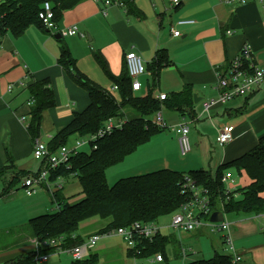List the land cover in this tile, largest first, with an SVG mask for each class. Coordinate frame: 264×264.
I'll list each match as a JSON object with an SVG mask.
<instances>
[{"label":"crops","instance_id":"0c3cea01","mask_svg":"<svg viewBox=\"0 0 264 264\" xmlns=\"http://www.w3.org/2000/svg\"><path fill=\"white\" fill-rule=\"evenodd\" d=\"M225 1L180 0V4L175 7L170 0H131V5L126 8L105 7L95 0H84L64 11L54 30L30 26L18 37L6 34L0 41V169L8 162H11L12 173H35L41 167L42 161L33 158L34 142L26 131L31 106L28 86L31 82L49 79L55 96V107L44 111L41 118L38 139L46 144L71 122L75 113L88 106L89 97L85 89L76 82L72 73L57 62L62 45L68 47L81 75L101 88L109 89L111 93H117L112 91L115 85L102 72L93 52L101 54L115 78L122 75L127 53L133 52L141 57L145 74L138 78L141 85L140 91L135 92L138 96L148 93L152 80L147 66L152 63L157 50L165 49L169 62L160 72L153 96L165 94L170 98L185 89L191 91V110L194 115H182L161 108L167 128L139 146L122 162L108 168L107 183L110 179L115 183L121 179L118 178L120 175H126L121 177L127 178L160 169L183 173L204 169L213 173L220 165L250 150L264 135V83L246 97L214 106L208 113L203 110V103L217 96V74L227 72L229 64L239 55L243 45L249 46L253 64L264 72L263 6L258 0H251L245 5L227 4ZM73 26L84 36L60 35V32H66ZM175 31L179 36L173 35ZM57 34L60 38H55ZM160 78H166L167 81L163 90L159 88ZM9 86H12L11 90H8ZM193 95L199 99L197 104L194 103ZM183 123L188 124L190 129L192 149L188 155L195 149L190 158L180 154L178 135L172 130ZM223 126L234 128V139L222 147L216 137L217 130ZM141 156H144L143 161H140ZM133 159L131 168L119 169L113 174L114 169L122 168L127 160ZM211 167L215 170L212 171ZM243 175L248 185L250 181ZM12 176L0 179V195ZM60 180L65 181L61 195L63 192L62 197L67 202L74 204L83 198L77 178ZM60 180L53 185L62 188ZM49 186V183H43L36 190L48 191ZM15 187L10 188L0 200L15 196ZM72 191L77 193L74 195ZM233 215V221L238 224L233 227L229 223V236L234 252L240 258L236 264H245L250 259L252 264H264V220L261 222L263 228L258 232L254 227L256 222L249 220L251 217L259 221L264 219V214ZM207 230L200 228L192 233L199 238ZM234 232L235 241L232 239ZM181 234L191 235L185 232ZM27 239L33 240L31 234L0 249V264L32 251L24 250L28 246ZM220 239L223 240L222 237ZM222 244L225 245L224 241ZM123 252L124 255L110 256L122 264L124 260L132 264L126 247ZM59 254L47 255L46 262L38 261L37 264H51L52 258H60Z\"/></svg>","mask_w":264,"mask_h":264},{"label":"trees","instance_id":"16d2710c","mask_svg":"<svg viewBox=\"0 0 264 264\" xmlns=\"http://www.w3.org/2000/svg\"><path fill=\"white\" fill-rule=\"evenodd\" d=\"M83 1L0 0V41L6 34L18 37L30 26L47 30L38 17L44 3L51 4L53 22L56 24L64 11L76 7ZM105 1L122 3L126 8L131 5V0H98V3L104 4ZM93 56L102 72L117 86L118 99L108 90L81 75L76 69L75 60L68 47L62 45L57 62L63 69L72 73L76 82L85 89L89 104L83 111L75 113L71 122L48 141V150L53 154L60 147L67 146L71 136L89 138L102 129L109 119L116 122L124 121V124L121 128H115L99 137L94 142L96 148L92 146L90 153L78 152L72 155L68 162L69 168L61 165L55 170L50 169L47 180L49 184L74 176L79 182L83 198L70 204L60 195L61 189L52 193L53 202L57 204L58 210L51 214L36 216L29 221L31 237L38 241L37 251H29L4 264H37L40 256L81 246L89 236L127 228L133 223H157L160 218L173 215L182 205L192 200L191 191L186 193L189 180L190 184L200 190V194L206 195L212 212H222L224 216L264 214V135L250 150L220 165L214 173L204 169L186 173L160 169L121 178L108 185L106 181L108 168L122 162L139 146L164 131L156 125L155 120L149 119L151 115L156 114L161 108L177 111L182 115L188 113L193 116L194 112L191 110L192 95L189 89L170 98L165 96V100L153 96L160 72L169 62L165 49L157 50L152 63L147 66L152 83L145 96H137L132 90L125 60L122 75L115 78L101 54L93 52ZM28 91L31 106L26 131L34 142L40 136L43 112L55 107V96L49 79L31 82ZM134 113L137 116H133ZM128 114L132 117L127 118ZM10 164L11 162H8L0 169V179L4 177V171L10 169ZM46 168L48 166L42 161L40 169L35 173L13 172L0 197L6 195L10 188L21 183L26 177L38 175ZM228 172L245 174L250 183L241 189L227 191L222 178ZM218 206L220 208L217 209ZM200 216L208 220V216L202 214ZM91 219H98L99 223L100 221L103 223L102 226L90 235L80 234L81 224ZM51 240L56 241L58 246L43 244ZM172 240V237L162 233L152 241L145 240L141 245L145 251L140 255V259H147L159 253L163 258V264H169L166 249ZM127 255L130 257L132 253L128 251ZM69 264H98V257L96 254H90L87 259L71 261ZM187 264L233 263L230 254L216 253L209 259H197Z\"/></svg>","mask_w":264,"mask_h":264},{"label":"built area","instance_id":"2783aa9c","mask_svg":"<svg viewBox=\"0 0 264 264\" xmlns=\"http://www.w3.org/2000/svg\"><path fill=\"white\" fill-rule=\"evenodd\" d=\"M98 2V0H95ZM251 0H226L227 4H248ZM264 9V0H258ZM171 4L177 7L180 4V0H170ZM105 7L108 6H119L123 7L122 3H110L105 1L103 4ZM39 19L42 21L44 27L51 31L56 28V24L53 22V11L50 3H44L42 10L38 14ZM230 32H228L229 34ZM60 35L68 36H81L77 31L75 26L69 28L66 32H60ZM174 36H179L178 32H173ZM125 64L128 72V76L131 79V86L134 92L140 91L141 85L138 82V78L145 74L144 62L133 52L127 53L125 55ZM264 83V72L253 64L250 48L247 44L243 45L239 55L229 64L228 70L225 74L218 73L216 81L217 96L214 99L208 100L203 103V110L209 112L210 109L217 105H224L229 101L239 98L246 97L250 95L253 91L259 88ZM12 86L8 87L11 90ZM117 86H114L112 91H116ZM165 94H160L159 99L165 100ZM21 122L24 123V119L21 118ZM156 125L162 129H166L167 126L163 122L162 113L158 111L155 118ZM124 121H114L109 119L105 126L100 129L96 134L91 135L87 143L93 146L95 149L96 140L103 136L104 134L110 133L115 128H121ZM178 135L180 154L186 156L191 152V143L189 140V126L186 123L179 124L172 128ZM234 128L232 126H223L217 130L216 141L220 146H225L233 141ZM84 145L83 143H76L75 146L70 149L67 146L60 147L55 153H50L47 144L39 139H35L33 143V158L36 161H45L48 168L42 170L38 175L26 177L23 180L22 187L25 193L30 196L35 193L36 189L40 187L41 184H47L49 177V171L55 170L61 165H66L69 168L68 162L69 158L78 153V149ZM222 182L226 185L228 183H233L231 173H226ZM191 191L192 200L189 203L182 205L178 212L174 213L168 228H172L175 232H185L191 233L200 228H206L211 234L214 233H226L223 236L224 243L228 246L230 255L232 257V263L236 264L239 262L240 258L236 256L234 252L233 244L229 236L230 224L224 221L220 223H211L209 221L212 212L209 209V202L206 195L200 194L198 188L190 184L188 181V187L186 193ZM227 191H230L227 187ZM228 193V192H227ZM208 216V220L203 219L200 215ZM224 216V214H223ZM161 233V228L157 223L142 224L133 223L127 228H118L107 233L93 235L87 238L84 244L73 248L71 250L62 251L63 253L70 254L72 261H81L87 259L91 254L90 251L94 249L97 243L106 237L116 236L122 239L125 243L127 251H130L132 255L130 256L132 264H163V258L161 254L156 253L152 257L147 259H140V255L145 251L144 246H141L145 240L152 241L158 234ZM45 245L58 246L56 241L51 240L49 242H44ZM185 255V251H182ZM47 256H43L39 261L46 262Z\"/></svg>","mask_w":264,"mask_h":264},{"label":"rangeland","instance_id":"374dc122","mask_svg":"<svg viewBox=\"0 0 264 264\" xmlns=\"http://www.w3.org/2000/svg\"><path fill=\"white\" fill-rule=\"evenodd\" d=\"M110 7V6H109ZM87 39L85 38V41ZM168 76V75H164ZM166 80V78H165ZM160 78V89L163 90V86L167 84V81ZM108 83V82H107ZM109 85V83H108ZM157 90V89H156ZM109 91V89H108ZM110 92V91H109ZM117 99L116 93H112ZM138 96V95H137ZM139 96H145V95H139ZM132 117V115H127L126 117ZM133 116H137L135 113ZM156 118V114L151 115L149 117L150 120L154 121ZM168 121V119H167ZM171 124V122H169ZM88 137H78V136H72L67 144V148H71L75 145V142L83 143L84 145L81 146L78 149V152L83 153H90L92 150V146L87 143ZM216 146V145H214ZM217 147V146H216ZM195 153V149H193V152L188 155V158L193 157ZM138 157V156H137ZM182 157V156H181ZM187 157V156H186ZM136 158V157H135ZM184 158V157H183ZM144 160V156L140 157V161ZM131 161L133 160H127L122 168H116L113 170V174H116L115 172L119 171V169H128L131 168ZM212 171L215 170L213 167H211ZM214 173V171H213ZM12 172L10 169H6L4 171V176H10ZM146 174V173H143ZM126 177V175H120L118 178ZM233 183H228L227 187L230 190H238L247 184L246 177L242 175H237L234 172H231ZM68 178H76L74 176L68 177ZM66 178V179H68ZM111 180V179H110ZM108 181V184H114L111 181ZM117 180V179H116ZM64 181V179H63ZM111 182V183H110ZM19 183L14 188L15 196H12L11 198L2 199L0 200V249H3L4 246H9L12 244V242L17 241V239H24L27 238L30 234V228H29V220L32 217H36L38 215L42 214H51L58 210V206L55 202H53L52 193L55 192V190L61 189L63 190L62 184H65V181L62 182L60 180V185L62 188H59V186H55L53 184H50V188L48 191L43 190H36L35 193L28 196L24 188H22V184ZM247 186V185H246ZM75 193L72 194H76ZM61 195V194H60ZM63 195V192H62ZM72 195V196H74ZM77 196V195H76ZM2 198V197H1ZM220 208L219 206L217 209ZM172 214L168 216H164L160 218L157 222L159 227L161 228V233L167 236L172 237V243L167 247L166 249V255L168 259L169 264H187L190 261H194L197 259H209L213 257L216 253L218 254H230L228 246L225 244H222V241L220 238L227 235L226 233H214L211 234L207 229V233L203 231V236L195 237V233L191 232V235H184L176 233L172 228H168V225L170 223V220L172 218ZM238 216H246L243 214H239ZM225 222L232 224L231 226L236 227L238 224L237 221H233L234 215L228 214L225 215ZM253 218L249 217V220L255 223L257 232L260 231L262 226V221L264 219H260L259 221L252 220ZM102 222L98 219H91L83 222L80 226L79 233L84 235H90L92 234L98 227L102 226ZM9 231V234H7ZM233 231V230H232ZM235 232L234 236L232 235L233 241H235ZM213 241V245H211V242ZM28 246L25 251L32 250L37 251V244L38 241L33 239L29 240L27 239ZM125 243L122 239H119L118 237H106L102 238L97 245L94 247L93 250L90 251L91 254L98 255V264H122L121 261L119 262L116 260V258L111 257L110 255H124V246ZM23 250V251H24ZM62 250V249H61ZM64 251V250H63ZM182 251H185V255H183ZM56 253H60L59 259L58 258H52L51 264H69L71 262L70 254L63 253L62 251L58 250ZM51 255V254H48ZM103 255H108L106 258L102 259L101 257ZM45 256V255H44ZM47 256V255H46ZM43 257L40 256L39 259ZM3 259V258H1ZM123 264H130L127 260L123 261ZM245 264H252V259L248 260Z\"/></svg>","mask_w":264,"mask_h":264},{"label":"water","instance_id":"95a60500","mask_svg":"<svg viewBox=\"0 0 264 264\" xmlns=\"http://www.w3.org/2000/svg\"><path fill=\"white\" fill-rule=\"evenodd\" d=\"M55 38H60V35H55ZM194 103L197 104L199 102V99L197 100L196 95H193ZM56 191V190H55ZM209 221L211 223H220L224 221V216L222 212H214L211 214Z\"/></svg>","mask_w":264,"mask_h":264}]
</instances>
